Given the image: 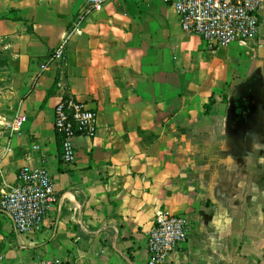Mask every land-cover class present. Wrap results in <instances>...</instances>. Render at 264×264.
Listing matches in <instances>:
<instances>
[{"label":"crops","instance_id":"obj_1","mask_svg":"<svg viewBox=\"0 0 264 264\" xmlns=\"http://www.w3.org/2000/svg\"><path fill=\"white\" fill-rule=\"evenodd\" d=\"M85 3L0 0V199L39 165L58 198L39 231L0 210V264H147L161 209L191 224L161 264H264V2L258 34L217 49L166 0L109 1L79 21ZM66 94L98 113L74 164L54 128ZM18 113L11 133L1 117Z\"/></svg>","mask_w":264,"mask_h":264},{"label":"built area","instance_id":"obj_2","mask_svg":"<svg viewBox=\"0 0 264 264\" xmlns=\"http://www.w3.org/2000/svg\"><path fill=\"white\" fill-rule=\"evenodd\" d=\"M109 1L116 0H86L79 12V21L89 12L101 10ZM166 1L177 14L182 29L199 35L209 49L228 46L235 41L245 42L259 32L264 0ZM66 46L67 39H64L41 69H47L55 59H62ZM1 118L11 133L19 131L27 121L23 113H18L11 121ZM54 128L61 138L63 161L74 164L77 159L75 138L94 141L97 137V110L88 101L66 94L55 106ZM2 167L3 160L0 158V171ZM57 199L55 180L49 169L43 165L26 167L19 171L16 184L2 193L0 210L10 217L16 232L39 231ZM190 230L188 217L158 210L147 237V264L164 262L187 240Z\"/></svg>","mask_w":264,"mask_h":264},{"label":"trees","instance_id":"obj_3","mask_svg":"<svg viewBox=\"0 0 264 264\" xmlns=\"http://www.w3.org/2000/svg\"><path fill=\"white\" fill-rule=\"evenodd\" d=\"M211 103H213V102H211ZM208 110H209V105L206 106V111H208ZM53 264H68V263H53Z\"/></svg>","mask_w":264,"mask_h":264}]
</instances>
